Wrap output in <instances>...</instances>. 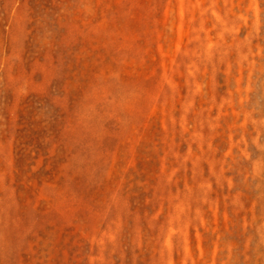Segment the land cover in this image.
<instances>
[{
	"label": "rangeland",
	"instance_id": "374dc122",
	"mask_svg": "<svg viewBox=\"0 0 264 264\" xmlns=\"http://www.w3.org/2000/svg\"><path fill=\"white\" fill-rule=\"evenodd\" d=\"M0 264H264V0H0Z\"/></svg>",
	"mask_w": 264,
	"mask_h": 264
}]
</instances>
